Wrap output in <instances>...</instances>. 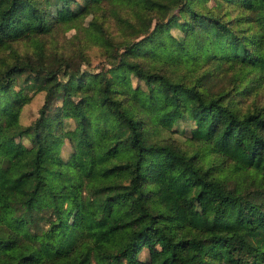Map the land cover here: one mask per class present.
Listing matches in <instances>:
<instances>
[{
    "label": "trees",
    "instance_id": "16d2710c",
    "mask_svg": "<svg viewBox=\"0 0 264 264\" xmlns=\"http://www.w3.org/2000/svg\"><path fill=\"white\" fill-rule=\"evenodd\" d=\"M59 1L91 11L100 66L79 32L51 38ZM259 1L0 0V264H187L194 243L217 247L211 264H264Z\"/></svg>",
    "mask_w": 264,
    "mask_h": 264
},
{
    "label": "rangeland",
    "instance_id": "374dc122",
    "mask_svg": "<svg viewBox=\"0 0 264 264\" xmlns=\"http://www.w3.org/2000/svg\"><path fill=\"white\" fill-rule=\"evenodd\" d=\"M196 4L204 9H208L212 5L215 4V0H195ZM248 6L250 5L255 11H259L261 9V3L259 0H243ZM52 16L50 17V21L52 25L54 24L53 36L51 38L56 39H72L73 42L69 43L65 41L66 45H75L77 43L78 36L74 37V33L79 32L77 34L80 35L82 44H83V52L85 56L90 60V66L96 67L97 65L102 64V48H100L96 44L88 43L86 38L84 29L88 26V21L92 16L91 11L85 10L77 15H71L70 10L65 2L59 1L58 3L49 5ZM51 25V26H52ZM116 23L111 22V31H115ZM50 36H48V39ZM67 49V48H66ZM115 52V51H112ZM23 83V75H19L17 77L16 89L21 86ZM23 86V85H22ZM24 91L30 92V89L25 85L23 88ZM44 98V91L39 90L32 94L30 100L26 102L21 110H20V122L23 124L29 123L33 120L38 114V108L42 104ZM115 124V122H112ZM23 142L28 143L27 138L22 139ZM67 148L69 149L68 143L63 148L62 154L66 155ZM222 166L224 164H221ZM114 175H105L100 178L101 182L112 180ZM89 186H84V191H89ZM74 194H77V191L74 190ZM71 220H74L78 223H85L88 221V216L84 211H81L79 208H76L73 212ZM59 232L57 230H48L45 233L44 239L51 244L53 247L61 246L59 242ZM217 251V247L212 243L206 244H191L187 248L182 249V253L185 257L187 264H211L213 263V255ZM147 251L143 249L140 252V256H146Z\"/></svg>",
    "mask_w": 264,
    "mask_h": 264
}]
</instances>
